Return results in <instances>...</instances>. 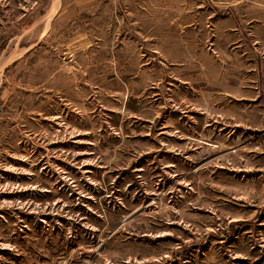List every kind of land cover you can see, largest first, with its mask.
I'll return each instance as SVG.
<instances>
[{
	"label": "rangeland",
	"instance_id": "1",
	"mask_svg": "<svg viewBox=\"0 0 264 264\" xmlns=\"http://www.w3.org/2000/svg\"><path fill=\"white\" fill-rule=\"evenodd\" d=\"M0 264H264V0H0Z\"/></svg>",
	"mask_w": 264,
	"mask_h": 264
},
{
	"label": "bare ground",
	"instance_id": "2",
	"mask_svg": "<svg viewBox=\"0 0 264 264\" xmlns=\"http://www.w3.org/2000/svg\"><path fill=\"white\" fill-rule=\"evenodd\" d=\"M46 30V29H45Z\"/></svg>",
	"mask_w": 264,
	"mask_h": 264
}]
</instances>
